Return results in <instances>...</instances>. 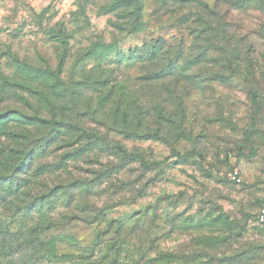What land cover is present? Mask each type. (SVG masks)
Returning <instances> with one entry per match:
<instances>
[{
    "label": "rangeland",
    "instance_id": "374dc122",
    "mask_svg": "<svg viewBox=\"0 0 264 264\" xmlns=\"http://www.w3.org/2000/svg\"><path fill=\"white\" fill-rule=\"evenodd\" d=\"M261 208L264 0H0V264H264Z\"/></svg>",
    "mask_w": 264,
    "mask_h": 264
},
{
    "label": "trees",
    "instance_id": "16d2710c",
    "mask_svg": "<svg viewBox=\"0 0 264 264\" xmlns=\"http://www.w3.org/2000/svg\"><path fill=\"white\" fill-rule=\"evenodd\" d=\"M54 125L55 126H64V127L70 128V129H74V130L80 131L81 133H83L84 135H87L88 137H90L92 135L91 133H88L84 128L80 127L77 124L57 121V122H54ZM248 133H249V130H248ZM114 147H115L116 151L123 158H129V159H132V160H137L142 167H146V168L147 167H156V166H159L164 161H166L167 159H169L171 157H175L176 156V157L186 158L188 155H190L192 153V152H186L184 154H174V153H171L169 156H167L166 158H164L162 160H153V161L148 162V161L145 160V158L141 154H139L137 152L127 151L125 148H123L120 145H115ZM257 216H258V214H257ZM262 223H264V222H262Z\"/></svg>",
    "mask_w": 264,
    "mask_h": 264
},
{
    "label": "built area",
    "instance_id": "2783aa9c",
    "mask_svg": "<svg viewBox=\"0 0 264 264\" xmlns=\"http://www.w3.org/2000/svg\"><path fill=\"white\" fill-rule=\"evenodd\" d=\"M257 218L259 222H264V208L260 209V211L258 212Z\"/></svg>",
    "mask_w": 264,
    "mask_h": 264
}]
</instances>
